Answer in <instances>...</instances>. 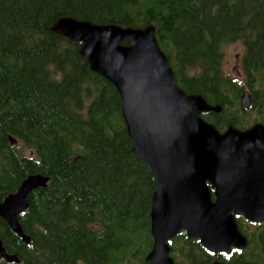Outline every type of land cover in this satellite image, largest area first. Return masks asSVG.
Segmentation results:
<instances>
[{"label":"trees","instance_id":"16d2710c","mask_svg":"<svg viewBox=\"0 0 264 264\" xmlns=\"http://www.w3.org/2000/svg\"><path fill=\"white\" fill-rule=\"evenodd\" d=\"M64 17L155 26L180 88L223 107L202 118L224 133L264 124V0H0V201L30 175L50 178L20 217L29 245L0 218L4 247L19 258L0 264H148L155 180L133 152L115 86L52 32ZM235 42L245 47L241 82L223 66ZM245 89L253 104L241 110ZM236 219L243 252L215 256L181 234L177 264H264V223Z\"/></svg>","mask_w":264,"mask_h":264},{"label":"water","instance_id":"95a60500","mask_svg":"<svg viewBox=\"0 0 264 264\" xmlns=\"http://www.w3.org/2000/svg\"><path fill=\"white\" fill-rule=\"evenodd\" d=\"M52 32L79 44L91 71L120 95L133 152L155 180L148 264H176L169 242L183 231L215 255L243 252L249 241L236 217L264 223V124L244 131L229 126L221 133L206 122L203 114H221L223 107L180 88L153 25L124 28L64 17ZM252 104L253 94L241 93V110ZM49 183L42 174L30 175L0 201V218L26 245L31 238L20 217L29 210L33 193ZM2 259L19 263L0 238Z\"/></svg>","mask_w":264,"mask_h":264},{"label":"rangeland","instance_id":"374dc122","mask_svg":"<svg viewBox=\"0 0 264 264\" xmlns=\"http://www.w3.org/2000/svg\"><path fill=\"white\" fill-rule=\"evenodd\" d=\"M245 54V47L240 42L232 43L225 47L224 49V71L232 77L238 78L241 82L243 81V69H242V61L243 56ZM238 71V74L234 72V70ZM241 75V76H240ZM248 90V89H247ZM251 230V231H250ZM260 231L259 228L251 227L249 228V232Z\"/></svg>","mask_w":264,"mask_h":264},{"label":"flooded vegetation","instance_id":"af4514ba","mask_svg":"<svg viewBox=\"0 0 264 264\" xmlns=\"http://www.w3.org/2000/svg\"><path fill=\"white\" fill-rule=\"evenodd\" d=\"M245 91H248L247 89H245L243 92H245ZM242 92V93H243ZM251 92V91H250ZM252 93V92H251ZM244 131V130H243ZM240 217V216H239ZM244 218V217H243ZM245 219V218H244ZM181 234H185L186 236H187V238H188V235H187V233L185 232V231H183V232H181V233H179L173 240H171L170 242H169V245H170V247H171V245H173L174 243H175V240H176V238H178V236L179 235H181ZM190 239V238H189ZM190 240H192L193 242H196L197 244H200L205 250H207L201 243H200V241L199 240H195V239H190ZM208 251V250H207ZM234 251V250H233ZM232 251V252H233ZM237 251V250H236ZM174 251H172L171 250V256L173 257V259H174V255H176V253L174 254L173 253ZM238 252H240V251H238ZM211 253V252H210ZM174 254V255H173ZM213 254V253H212ZM220 254H224V253H220ZM232 254V253H231ZM231 254H226V255H231ZM215 255V254H214ZM219 255V254H218ZM215 256H217V255H215ZM175 260V259H174ZM215 261H219V260H215ZM214 261V262H215ZM175 262H176V260H175ZM213 262V263H214ZM220 262V261H219ZM212 263V264H213ZM245 263H249V262H244V263H241V264H245ZM176 264H177V262H176ZM253 264V263H252Z\"/></svg>","mask_w":264,"mask_h":264}]
</instances>
